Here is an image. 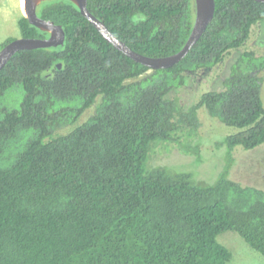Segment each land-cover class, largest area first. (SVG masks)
Wrapping results in <instances>:
<instances>
[{
  "label": "trees",
  "instance_id": "16d2710c",
  "mask_svg": "<svg viewBox=\"0 0 264 264\" xmlns=\"http://www.w3.org/2000/svg\"><path fill=\"white\" fill-rule=\"evenodd\" d=\"M214 1L197 43L158 70L115 49L73 3L38 7L65 40L19 51L0 71V264H229L218 240L228 231L264 257V189L232 177L235 152L264 144V54L243 49L254 26L264 48V3ZM87 9L149 57L181 50L194 22V0ZM17 27L46 37L23 15ZM231 56L220 90L183 98ZM170 148L186 164L160 162ZM211 157L221 169L208 182L191 163Z\"/></svg>",
  "mask_w": 264,
  "mask_h": 264
},
{
  "label": "rangeland",
  "instance_id": "374dc122",
  "mask_svg": "<svg viewBox=\"0 0 264 264\" xmlns=\"http://www.w3.org/2000/svg\"><path fill=\"white\" fill-rule=\"evenodd\" d=\"M21 15L24 16V0H0V45L8 39L20 38L17 19ZM260 33V28L254 26L251 30L250 38L243 49L254 51L256 55L264 54V48L258 45ZM230 60H232V56L214 70L203 72L195 84L196 88L194 87V89L186 90L183 94V98L187 100L190 98L193 99V91L194 97H197L200 93L209 91L213 88L220 90V79L226 74ZM201 117L208 130L212 131L213 134L225 135L228 133L218 121L208 118L203 113H201ZM235 158L236 163L232 170L233 179L244 185H252L264 189V144L251 151L237 150V152H235ZM188 159L189 158L182 156L175 148H170L167 154L159 156L160 162L177 165L186 164ZM218 162H216V158L211 157L204 163L192 162L191 164L193 166L191 167L197 174L208 178V182H212L221 169V164ZM218 240L220 243L222 242L231 253L229 264H264V257L254 252L234 232H225L219 236Z\"/></svg>",
  "mask_w": 264,
  "mask_h": 264
},
{
  "label": "water",
  "instance_id": "95a60500",
  "mask_svg": "<svg viewBox=\"0 0 264 264\" xmlns=\"http://www.w3.org/2000/svg\"><path fill=\"white\" fill-rule=\"evenodd\" d=\"M52 0H24V17L29 24L43 33H48L44 38H17L5 44L0 49V71L10 59L19 51L62 46L65 33L60 25L44 20L37 15L41 3ZM73 3L90 24L109 42L115 49L122 52L133 61L142 64L150 70L167 69L179 63L197 43L213 19L215 13L214 0H194V22L191 32L184 46L177 53L164 57H149L130 49L119 40L107 26L97 19L88 9L87 0H67ZM264 3V0H255ZM60 68V64L57 65Z\"/></svg>",
  "mask_w": 264,
  "mask_h": 264
},
{
  "label": "flooded vegetation",
  "instance_id": "af4514ba",
  "mask_svg": "<svg viewBox=\"0 0 264 264\" xmlns=\"http://www.w3.org/2000/svg\"><path fill=\"white\" fill-rule=\"evenodd\" d=\"M53 1V0H52ZM46 2H50V1H46ZM43 3H45V2H43ZM43 3H41V4H43ZM40 4V5H41ZM44 34H46V37H48L49 36V34L48 33H44Z\"/></svg>",
  "mask_w": 264,
  "mask_h": 264
}]
</instances>
